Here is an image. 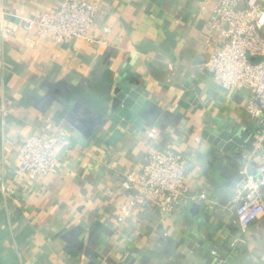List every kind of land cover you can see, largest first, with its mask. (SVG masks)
Returning <instances> with one entry per match:
<instances>
[{
  "label": "crops",
  "instance_id": "0c3cea01",
  "mask_svg": "<svg viewBox=\"0 0 264 264\" xmlns=\"http://www.w3.org/2000/svg\"><path fill=\"white\" fill-rule=\"evenodd\" d=\"M57 1L0 0V264H264V223L241 232L229 209H124L122 176H138L147 152L167 144L185 160L191 193L217 206L231 197L256 124L248 92L204 67L212 5L90 0L91 41L23 31L22 17ZM29 135L66 143L53 172L16 179L15 145Z\"/></svg>",
  "mask_w": 264,
  "mask_h": 264
},
{
  "label": "built area",
  "instance_id": "2783aa9c",
  "mask_svg": "<svg viewBox=\"0 0 264 264\" xmlns=\"http://www.w3.org/2000/svg\"><path fill=\"white\" fill-rule=\"evenodd\" d=\"M201 3L212 5L201 35L211 49L204 67L224 88L248 92L245 108L256 124L253 139L249 147L241 144L240 169L225 205H215L203 191L190 192L185 182V160L167 144L147 152L138 176H122L120 186L129 194L124 209L155 203L160 211L168 212L181 201H202L216 213L223 208L231 210L234 226L249 232L254 225L264 223V4L259 0ZM98 8L90 0H58L51 13L22 17L21 28L55 44L76 39L91 41L89 34ZM254 56L261 60L250 62L248 57ZM4 116L0 106V119ZM65 143V139L52 135L25 137L15 145L14 178L34 180L53 172L58 165V147Z\"/></svg>",
  "mask_w": 264,
  "mask_h": 264
},
{
  "label": "rangeland",
  "instance_id": "374dc122",
  "mask_svg": "<svg viewBox=\"0 0 264 264\" xmlns=\"http://www.w3.org/2000/svg\"><path fill=\"white\" fill-rule=\"evenodd\" d=\"M248 60H249L250 62H258V61H260L261 59H260L259 57L254 56V57H248Z\"/></svg>",
  "mask_w": 264,
  "mask_h": 264
}]
</instances>
